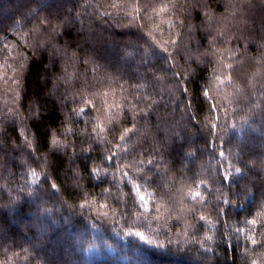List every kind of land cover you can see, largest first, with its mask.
<instances>
[{
    "label": "trees",
    "instance_id": "1",
    "mask_svg": "<svg viewBox=\"0 0 264 264\" xmlns=\"http://www.w3.org/2000/svg\"><path fill=\"white\" fill-rule=\"evenodd\" d=\"M114 2L122 7L113 8ZM127 2L0 0V49L4 50L0 52V63L6 52L5 44L15 45L28 56V68L22 80L24 90L18 104L11 103L12 91H5L7 84L0 78V120L4 125L0 132V260L13 264L264 261L261 255L264 246L253 249L243 236L232 231L233 226H244L249 210L264 203V112L248 114L246 122L241 119L252 101L260 96L259 85L256 90L246 89L245 96L235 97L229 118L225 119L221 111L222 130L218 129L214 136L205 127L209 105L200 97V88L213 83V69L219 68L217 49L231 50L223 51L225 62L240 59L248 74L260 70L264 55V0H176L177 8L165 16L153 15L150 21L139 19L135 23L132 16L125 15L126 10L131 11L123 7ZM142 2L151 4L155 0ZM161 19L170 20L174 28L160 23ZM153 22L161 28L154 33L157 39L171 38L179 45L170 48L173 63L177 65L172 71L182 75V87H188L189 95L198 98V124L182 118L183 93L170 97L162 90L166 85L174 91L175 78L164 72L167 65L159 49L149 44L147 33ZM141 25L146 26L141 28ZM36 28L38 33L33 31ZM221 31L223 36L218 34ZM21 33L31 34L34 47L25 46L20 40ZM96 66L99 67L94 79L92 69ZM65 68L76 73L71 85L58 80ZM149 68L163 79L154 81ZM234 76L243 87L244 73L237 71ZM141 78L152 81L153 88L148 89L155 93L152 99L171 101L153 106L146 116L144 113L138 116L137 127L143 129L146 119L149 134L137 145V153L147 149L143 158L154 160L155 166H150L147 174L149 183L164 193L163 198L172 210L171 219L165 212L159 220L150 222L137 220L131 204L125 203L128 198L118 199L116 189L107 181L97 183L88 175L109 145L96 143L87 117L77 120L73 109L79 106V98L72 99L82 88L92 91L108 84H113L119 97V85L123 84L131 100L130 86L141 83ZM224 91L231 90L221 93ZM34 102L37 103L34 108H40L39 118L30 115ZM17 109L28 134L35 136L32 147L21 134ZM91 115L94 122L96 112L91 111ZM128 116L127 122L123 117L121 121L131 127V114ZM232 121L235 128L229 126ZM67 128L73 129L74 134H65ZM120 130L121 124L113 125L111 136H118ZM54 135L66 147L52 149ZM90 144L94 150L83 153L82 149ZM213 144L225 152L223 158L213 149ZM44 165L47 175L32 184L29 169L40 172ZM230 167L242 171L233 173L230 182H226L222 174ZM201 177L213 189V203L204 212L215 228L201 227L194 213L185 212L181 216L176 211L182 183ZM53 182L59 190L52 188ZM225 199L231 204L224 205ZM86 200L95 203L82 207ZM101 204L106 207L100 209ZM218 206L227 212L219 220L215 217ZM129 231L144 232L156 239L157 244H148ZM205 235L214 236L213 241H205L207 251L200 243Z\"/></svg>",
    "mask_w": 264,
    "mask_h": 264
},
{
    "label": "snow or ice",
    "instance_id": "2",
    "mask_svg": "<svg viewBox=\"0 0 264 264\" xmlns=\"http://www.w3.org/2000/svg\"><path fill=\"white\" fill-rule=\"evenodd\" d=\"M113 8H121L122 5L119 3H113L111 5ZM125 9H131V11H125V15L132 16L133 23L139 19H144L145 21H150L153 19V15L163 17L170 11L177 8L176 0H155L154 3H143L142 0H128V2L123 5ZM149 9L150 13L149 14ZM141 12L144 13L141 16ZM108 14V13H106ZM205 15H208L207 13ZM160 23H168L170 28H174V24L170 20L161 19ZM146 25H141L143 28ZM35 33L39 32V28L33 30ZM161 31L160 24L153 22L152 28L147 33L150 41V46L154 49H159V54L164 61V65H167L166 70L171 74L174 80V91L167 89V86H163L162 90L167 92L170 97H175L177 93H183V98L180 99V105H184L182 118L188 119L190 122L200 121L197 119L200 115V111L197 108V97L189 95V88L182 87L183 77L179 73L173 72L172 70L177 67L173 63L174 56L170 48H177L179 45L175 40L169 39H157L154 35L155 32ZM223 36L224 33L221 31L218 33ZM20 40L25 43L28 48L34 47L31 39V34L21 33ZM183 43V41H181ZM4 49L8 56H13L15 50V58L18 60V72L19 75L14 77L11 81L12 83V101L13 104H18L20 100V95L24 88L22 85V80L25 71L28 68V56L16 49L15 45L5 44ZM223 51L231 50H220L217 49L215 54L220 55L218 60L219 68L213 69L212 84H206L205 87L200 88V97L209 105V119L205 122V127L208 128L210 135H215L217 130L221 129V111L225 119L229 118L232 113V106L235 97L245 96L246 89H257L259 85L260 96L252 101L251 106L248 109L242 120L247 121L248 114L252 112H264V57L261 58L260 70L248 74L246 70L242 67V61L240 59H230V62H225L223 58ZM145 54L148 55V50L145 49ZM129 55H131L129 53ZM10 67L7 59H3L0 63V78L6 80L4 76V70ZM98 67H93V78H97ZM150 72H153V80L161 81L163 78L156 75L152 68H149ZM237 71L244 73V84L241 87L238 84L237 78L234 74ZM74 78H77L75 72H69L67 68L64 69L63 76L59 77L58 80H63L65 84L71 85ZM141 83H136L130 87L133 89L131 94V100L127 95L128 89L123 85H119L120 95L117 96L116 88L113 84H108L106 87L95 89L89 91L86 88L80 89L79 93L72 96L75 101L77 97L79 98V106L73 109V114L79 120L80 118L87 117L88 123L91 122V133L94 134L96 143L107 144L109 147L105 148L103 151L105 155L102 157L99 163H94L89 169L88 175L90 178L94 179L97 183L108 182V184L115 188L118 193V199L125 200L126 204H131L132 211L136 214L137 220H148L152 219L159 220L165 212L169 213V219H171L172 210L169 209L167 202L164 200V193L159 192L149 183L148 172L152 167L155 166L153 159L145 160L143 158L144 153L147 152L145 149L143 152L137 153V145L142 139H145L149 130L147 128L148 121L145 119V127L143 129L137 127L139 124L138 116L141 113L147 115L148 109L153 106L160 104H170L171 101H164L162 98L159 100L152 99L155 95L154 91H148V89L153 88L152 81L140 79ZM55 87V85H54ZM230 89L231 91L221 90ZM217 94H220V98L217 99ZM247 98V97H245ZM98 102V103H97ZM37 103L32 104V110L30 115L40 116V108H34ZM34 108V110H33ZM96 112L94 122H92L91 111ZM127 110V111H125ZM17 113V119L20 123V128L22 129V135L24 137L25 143L32 147L36 143L35 136L29 135L27 130L24 128V120L19 117L18 109L15 110ZM128 114H131V127L124 126L121 121L123 117L124 121L127 122L129 119ZM121 124V130L118 136L112 137L111 132L113 131V125ZM231 128L236 127L235 121H232L229 125ZM4 125L2 120H0V132L3 131ZM73 133L71 128L65 129V134ZM111 137V138H110ZM65 138L67 136L65 135ZM52 149H60L66 147L62 140L58 136L54 135L51 138ZM213 149L219 152V155L223 158L226 154L222 149L216 148L215 144L212 145ZM93 146L90 144L88 147L83 148L82 152L87 154L92 152ZM189 156L192 155L191 152L188 153ZM132 157L129 159V157ZM42 166L41 171L38 172L34 169H29L32 178V184H37L41 176H46L47 173L43 171ZM242 170L239 167L227 168L223 172V178L226 182H230L233 173L239 174ZM78 176V173L76 174ZM78 182V181H77ZM52 188L59 190V186L53 182ZM169 187H174V185H169ZM107 191V189L105 190ZM213 194V189L209 187L208 181L204 178H198L192 180L188 183H182L181 188L178 190L179 208L176 209L181 216L185 212L194 213L195 220L197 224L201 227L207 225L209 228H215L212 219H209V215L204 212L206 206L213 203L211 196ZM112 193L109 192L108 198H111ZM220 197H216V202L219 204ZM95 201H85L82 207L94 204ZM224 205H230L231 202L227 199L223 201ZM106 206L104 204L99 205L100 209H104ZM226 209L224 207H217L215 210V217L219 220L221 215H226ZM240 216L241 213H236ZM202 222V223H201ZM243 227L233 226L232 231L239 236H243L244 240L253 246V249L264 246V203L255 207L253 210H249L247 217L243 221ZM150 226V224H149ZM223 226V225H222ZM130 234L135 235L144 242L148 244H157V240L146 235L144 232L129 231ZM239 236H237V243H239ZM213 235H205L200 241L201 246L205 247V250H209L205 246V241H213ZM162 244V242H160ZM229 247H234L229 245ZM248 251V249H246ZM264 255V252L261 253ZM253 264H264V261L256 262Z\"/></svg>",
    "mask_w": 264,
    "mask_h": 264
},
{
    "label": "clouds",
    "instance_id": "3",
    "mask_svg": "<svg viewBox=\"0 0 264 264\" xmlns=\"http://www.w3.org/2000/svg\"><path fill=\"white\" fill-rule=\"evenodd\" d=\"M31 39H33V37H31ZM262 47H264V44H262ZM3 51H4L3 49H0V52H3ZM262 57H264V55H262L261 58ZM3 59H7L8 64L10 65V67H7L4 70V76L6 77L5 83L7 84V88L5 89V91H8V90H11L12 88V83H11L12 79L19 75V72L17 70L19 62L15 58V50H14L13 56H8L7 53L5 52L3 55ZM12 255L15 256L17 254L13 253ZM0 264H13V262L8 261V260H0Z\"/></svg>",
    "mask_w": 264,
    "mask_h": 264
}]
</instances>
